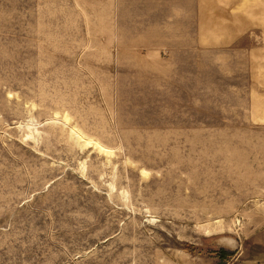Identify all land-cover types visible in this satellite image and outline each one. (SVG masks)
Listing matches in <instances>:
<instances>
[{"label": "rangeland", "instance_id": "obj_1", "mask_svg": "<svg viewBox=\"0 0 264 264\" xmlns=\"http://www.w3.org/2000/svg\"><path fill=\"white\" fill-rule=\"evenodd\" d=\"M0 264H264V0H0Z\"/></svg>", "mask_w": 264, "mask_h": 264}]
</instances>
